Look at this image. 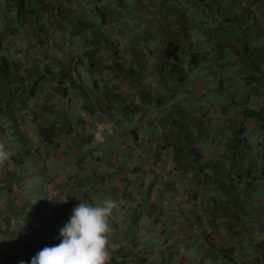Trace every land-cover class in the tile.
<instances>
[{"label": "rangeland", "instance_id": "374dc122", "mask_svg": "<svg viewBox=\"0 0 264 264\" xmlns=\"http://www.w3.org/2000/svg\"><path fill=\"white\" fill-rule=\"evenodd\" d=\"M42 1L43 0L27 1L25 3L24 12L35 10L37 13L40 9L37 15H42ZM44 1L48 8H51V6L54 5L53 0ZM62 1L74 10V12L83 14L80 17L81 22L79 19L77 20L78 16L73 15L77 21L76 24L80 25L73 26L70 22V25L68 26L70 28H68L67 34L68 41L71 42L72 45L80 47L70 51V57L65 56V53L68 55V51H65V53L51 50L41 51L47 55L51 51L50 54L53 56V59H64L65 63L57 66L58 71L60 69L63 72H69L72 80L75 81V84L79 83L86 89L89 96L87 103L91 100V110L94 112L89 114L87 113L88 115L83 114V104L80 100L82 99L80 97V92L83 88L81 89L79 87V89L75 91L74 89L71 90L69 88L71 85H68V88L70 89L69 98L65 99L64 102H61V98H59L60 96H56V99L59 98V103L55 101L54 105L51 106V108L56 111L51 116L55 117L58 122L51 121V118L48 119L47 117L49 115L45 114V112L38 114V112H34V109L32 108L26 110L27 108L22 107L19 109V118L15 119L17 127H15L14 124H5V118H0V142L5 143L6 147H10L13 153L11 158L15 157L16 160L15 162L10 159V162H8L9 164H6L1 169L2 171L0 173V188H6V193L10 198L8 199L7 196H0L2 201H4V205L2 204V207L0 205V215L1 209L2 211H8L9 213V215L8 213H5L4 216L3 214L1 215L3 216V220L1 222L5 224L9 231L7 234L2 235L5 237L8 246H12L15 251H19L20 253H24L26 251L25 248L20 246L19 240L21 237L24 236L26 240L33 241L34 235L31 233L28 235L25 229L17 232L16 225L24 218L23 226H39L41 222L39 220L41 213L39 210L45 206V202L41 196L42 191H45V187L43 185L44 181H42L41 177L37 174L36 161H42L44 156L50 155L52 148L54 152H63L64 146L68 145V140H76L72 138L73 135L78 138L82 137L83 139L90 137L89 133L92 128L91 122L94 123V121L100 119L101 114L103 116L107 115L112 117L113 123L117 124L118 127L125 128V131L127 132L129 130H138L141 128L142 119H145L148 116H154L155 120L151 124V130L155 131L159 135V138H163V135L169 134L170 136L167 137L166 141L167 144L170 143V140L173 138L177 139L178 133L174 130L162 128V121L176 117L180 118V120H186L189 116L188 109L190 110L194 107L193 102L190 101L193 100L192 97L190 100H184L183 95L177 94L182 93L183 90H189L190 92L194 90V97L199 95V106H201V109L198 108L194 113L195 116L203 115V118L206 117L207 120H210L212 115L215 113H221L224 115L225 111L228 110L229 107L224 103L227 100L226 97L220 96L221 94L226 95L224 90H231L234 95H239L244 91V93L250 98V101L247 104H252V109L256 113L261 114L264 108V80L261 82L260 86H257L259 87L260 95L253 94L246 88H244V90L242 89V91L241 88L243 82H240L237 85L235 83L232 84V82H235L233 75L236 74L238 69L242 70L244 74L248 71L247 69L250 66L249 64L252 62L251 58H249L250 54L252 55L256 52L260 57L264 58V47L258 49L260 45L264 46V0ZM72 13L73 11H71L69 15H72ZM182 15H184V18ZM83 23L87 27H85ZM209 25H212V27L210 28ZM183 26L187 28V31H184ZM192 29L193 31H191ZM169 33L174 34L171 38V43L181 46V50L185 55L184 66L182 68L189 70L188 67L191 66L192 63L190 62V55L194 54V51L200 53L201 57L204 56L203 61L200 60L202 63L196 66L192 73H185V77L191 78V83L189 82V79L186 81V78L184 83H180L179 79L182 74L180 72L178 73L179 69L175 67V64L171 62L169 63L168 60L163 61L162 57L159 58L163 52L164 42L168 39ZM189 44L191 46H189ZM253 49L256 51L254 50V52ZM85 50L87 52H85L84 55L83 51ZM191 51L194 53H191ZM246 51H248L247 54H244ZM23 55L26 60L32 59V57H34L35 61L37 60V56L33 54V50L31 49L25 50ZM40 56V58L43 57V55ZM132 56H134V58L136 57L133 61H131ZM75 59H77L78 62ZM38 62H40V59ZM67 62L68 64L70 63L72 69L70 71L66 67ZM58 63H60L59 60ZM51 64H53V66L55 65V63L51 61L49 66L43 62L37 66L35 62L31 65L26 64L19 67L24 69L26 68V70L29 68L38 69V71L42 72L47 67H51ZM119 64H127L125 78L128 82L125 81L123 77H117L118 72L116 66ZM232 64L236 69H229V66ZM70 66L68 65V67ZM76 67L78 68L77 74L73 72V69ZM54 75L55 74L51 75L50 78L54 80L50 82L47 80L49 79L48 77L41 78L37 84L38 88L36 90V94L42 95L41 92L39 93L41 89V81L46 82L44 84L45 92L49 91L51 87H53L51 88L53 90L61 88L60 81L62 78L54 77ZM211 75L215 76L212 79L213 81L218 82L219 85L222 84L224 87L222 89L218 87L216 91H207L206 88H203L204 92H199V89L203 85V79L206 82V84H204L207 87H210L209 85L211 84L208 83L209 80H211ZM24 76L25 75L23 74L22 78L31 84L32 80L27 79V77ZM121 78L123 80L117 82L118 89H121L117 95L121 97V100L123 101L122 105L127 107V109L129 108L131 112L127 114L126 111H119V106L121 104L119 99L105 105H112L113 108H110L109 106V108H103L102 110L101 101L106 100V96H108L107 92L112 91L115 81ZM153 80L156 84H150ZM158 85L161 88L160 93L158 92ZM171 85L174 88H171ZM123 86H127V88ZM168 87H170L169 94L167 91ZM2 90H4V94L8 93L9 95H12V97L17 95L16 92H13L14 90L11 87L9 88L5 86ZM99 94H105L106 96L100 99L97 98ZM1 95L2 94H0V97ZM168 95L171 98L170 103H168ZM142 96L144 97L141 98ZM127 97L134 100H129ZM38 98L40 97L36 95L33 101L37 102ZM154 98L155 102L160 104V108L165 109V111H157L154 113L150 110H146L156 106L152 102V99ZM5 100H7V96H4V100L0 101V104L8 107L5 104ZM128 100L130 103H128ZM20 102L22 103V101ZM31 102L32 99L30 101L26 99L24 106L27 104L31 107V104H29ZM231 102L232 104L233 102L240 103V101L235 98H232ZM39 103L40 101H38L35 105L40 106ZM133 106H136L138 110L136 109L137 111H134L132 108ZM35 109H37V107ZM63 109H66V113ZM240 113V110H238L235 114L236 117H239ZM83 116H86V123L88 121V124L91 125L89 126L90 129L88 126H85L84 129L75 130L74 133L70 134L71 130H73L72 126H78L75 124L78 120L76 117L81 118ZM261 116L264 117V112ZM64 120L67 121L62 123ZM253 124V121H248L247 126H245L246 129H250ZM50 127L51 129H54L56 133V143L58 145L56 148L50 146L48 147L39 142L36 138L40 129ZM212 127L213 129L210 130V132H204L205 130L196 131L190 126L184 129L185 134L189 133L193 136L191 138L193 143L191 148H193L196 143L204 140V135L209 136L213 133L210 135V139H213L216 135L215 133L220 130L221 122H214ZM68 133L71 138L68 137ZM119 136L121 137L116 138L114 141L109 143V146L111 148L115 147V150H119L121 148L119 153L121 156L124 155L126 158H121L119 161L122 162L123 159L125 163H129L137 160L133 154L138 152L139 147L136 146L131 148L130 145H127L128 143L126 141H122L124 136L122 134H119ZM253 136V140L264 142V131L254 133ZM178 139L184 141V138L180 137ZM162 141H164V139H162ZM166 144L163 143L162 145L166 146ZM257 144L258 143L254 141L250 146L255 148ZM95 145L97 147L93 146L98 149L95 151V154L99 152H103L105 154L111 153L109 148L104 144L102 145L96 143ZM86 146L83 148H85V152H88L89 148ZM44 147L47 148V153L42 155L45 150ZM60 147H63L62 150H60ZM26 148L30 149L32 155L24 153ZM39 148L41 151L39 154L42 156L37 155ZM165 149H168V146L164 147L162 151ZM155 153L154 148H152L151 144H149L145 152H143L144 157L141 162H144L135 164L137 165L136 168L138 171L134 172V174L128 178L130 182L133 181L135 183V185H132L133 187H130V196H133V199L135 197L136 198L133 203L132 200H129L131 202H128V204L124 206L125 213L130 216V213L135 212L138 207L142 208L139 205L143 204L145 205L144 209L146 211V215L148 214V216L153 217H148V221H146L147 219H145V216L140 217L137 215L138 220H141L139 226H136L135 224L137 221L136 219L134 221L131 220L130 224H127L125 227L127 230L126 234H132L131 238L127 239L126 236L122 234V240L118 242H120V248L125 246L124 249L126 251L129 249V252L131 253V261L134 264H155L154 260L157 259L158 261H161V259H163L164 264H185L181 257H176L181 253L179 256L182 257L187 254L188 259L185 258V260L190 261L188 264H200V259L202 258L201 252L205 249V251H214L216 254L213 253L212 258L209 254L208 257L212 260H216L218 264H221V256L219 255V252L225 251L226 249H242L248 252L251 257H254L257 264H264V258L262 257L263 254L258 252V244L264 238V218L260 219L256 208L252 207L250 210L258 216V219L253 220L254 222L252 221L253 226L251 228H253V232L251 228L246 229L248 231L246 232L244 230L245 223L242 222V215L246 217L252 216V212L249 210V205L253 200H255V205L260 207L258 202L264 194V177L261 176L262 172L259 173L255 169L250 170V172H246V165H243L242 167L237 166L234 158L227 157V160H225L223 156L220 158L215 157L216 160L213 162L202 157L200 162L204 171L203 173L198 172L199 177L193 178L194 170H196L199 166V163L192 164V168H189V170L192 169V171L186 172V169L183 167L185 161L181 159L179 154H176V152L173 151L176 162L171 163L172 168L178 172L190 173V175H184L187 176L186 178H179L180 175L174 173L171 177L175 179H172L168 172H164L162 170L160 159L157 160L156 158H152L159 157L157 154H159L160 151L156 154V156ZM181 153L185 154V151H181ZM250 157L252 159V156ZM19 160L25 164L23 169L19 166L20 163H17ZM255 160L256 162H260L264 165V149L262 153H260L259 157L255 156ZM11 165H14L16 171H8V168L11 167ZM126 165L127 164H122L123 167H126ZM225 166H227L228 173L226 175L218 176V174L224 171ZM48 168L50 170V167ZM206 168H211L212 171H207ZM217 168L219 171L218 174L214 173ZM237 170H241L242 172H238ZM49 174H52V172H49L48 175ZM212 174L217 180L219 178H223L219 179L218 182L213 181V179H208L212 177ZM154 177L156 178L155 181L153 180ZM159 177L168 178L170 184H174L175 186L164 187L160 183V180L158 181ZM201 177L207 179L208 182L206 180V184L203 185V188L200 184L197 186V188L201 191H198L199 194L197 202H195V200L192 201L189 198L185 199V197L183 198V201L181 197H183L185 192H190L191 187L195 188L196 183L194 182V185H192L191 181L193 180L191 179H195L198 183H200V180H202ZM238 177H240V179ZM254 177L261 179L260 184L256 189V193L250 194L249 197H245V199L238 198L239 192L245 189V185H241L240 189L238 182L240 180H243L244 182L249 181ZM220 182H224L225 185L219 184ZM226 185H230L232 187L228 186L227 188ZM49 186L53 187L52 185ZM79 188L84 191L83 187L80 186H78L76 190ZM147 189L151 191L150 197H147L144 194ZM162 189L163 191H168V197L161 194L162 192L160 190ZM175 189H177L176 193ZM122 191H124L123 187ZM22 192H24V194H22ZM114 193L116 194V196H114V202L116 205L119 201V197L115 191ZM170 193H175L174 197H171ZM21 194L23 195L22 197L25 201L22 204V206H25V210L23 212L17 211L12 203L13 198H21ZM244 194H246V192H241L242 197H244ZM93 195L89 198V201H94L92 205L99 203L103 199H110V197L107 196L109 194L102 197V192H99L98 194L95 192ZM125 197H127V195ZM158 198H161V204H164L161 209L158 205L159 203L157 202ZM238 200L241 202V213L234 208L236 203H238ZM16 204L18 205L19 203ZM178 205H183L184 209L180 208L179 210L174 211L177 209ZM117 207L118 206L116 205L113 213L118 214L122 211L117 209ZM164 207L167 211L170 210L169 208L174 209L169 212L170 220L172 221H178L180 215L183 214V222L191 230L189 235H185L183 237L185 241L184 244L178 243V241L181 240L176 242L174 236H171L172 225L166 222L164 224L166 227L164 234H160L159 241L154 239L157 235H159V233H157L158 228L160 227L159 221L163 218V216L159 217V214H161V212L163 214L167 213ZM190 208H197V211L187 212L185 210ZM11 209L12 212H9ZM144 209L142 208L140 211ZM210 216L214 220L215 228L210 227ZM53 218L54 217H52V219ZM14 219L16 221L15 224L13 223ZM134 231L135 233H133ZM132 236H134V238ZM0 237L2 236L0 235ZM11 238L14 239V244L11 243ZM37 238L38 236L35 239ZM109 238L110 241L113 240L111 232L109 233ZM2 240L0 241V244L3 242ZM226 242L231 245L227 246ZM111 247L110 251L112 250ZM123 253L125 254L126 252ZM165 253L168 258H166L167 256H164ZM189 256L191 258H189ZM191 259L194 261H191ZM225 263L227 264L228 262ZM251 263H253V260H251L248 264ZM204 264L213 263L206 262Z\"/></svg>", "mask_w": 264, "mask_h": 264}, {"label": "crops", "instance_id": "0c3cea01", "mask_svg": "<svg viewBox=\"0 0 264 264\" xmlns=\"http://www.w3.org/2000/svg\"><path fill=\"white\" fill-rule=\"evenodd\" d=\"M27 1H29V0H24V1L23 0H0V38L2 41V44L0 45V52H2V53L6 52L9 55V57L11 58V60L14 61V63L16 64V67H17V74H19V73H23L24 75L26 74V71L28 69L26 70V68L24 69L22 67H19L22 65L23 66L26 64L31 65V64L36 62V65L39 66L40 63L43 62L44 64L49 66L51 61L54 62L55 63L54 66H53V64H51V67H47L42 72L36 71V70L34 71V72H37L38 74H40L41 77H48L49 79H47V80H49V82H50V81L54 80V79L50 78L52 74H55L54 77H62V75L64 73H66L65 71L63 72L60 69L58 71V68H57L58 65H63L65 63L64 59L63 58L53 59V56L50 53H51V51H55V52L58 51V52H64V53H65V51L66 52L68 51V55L65 53V56L70 57L71 56L70 51H73L76 48L80 47V46L76 47V46L72 45V43L68 41L67 34H68V28H70V27H68L70 25V22L73 26H79L80 25V24H76L77 21L75 20L73 15L78 16L77 20L78 19L80 20V17L83 14L74 12V10H72L62 0H53L54 5L51 6V8H48L45 4V1L43 0L42 1V7H41L42 15H39V14L37 15V13H39L40 9L37 11V13L35 10H29V12H24L25 16L23 18L26 21L24 24L25 26L20 25V24H16V21H15L17 18L16 9H18V7H20V8L23 7V10H24L25 3ZM71 11H73V13H72V15L71 14L69 15V13ZM68 18H70V19H68ZM80 22H81V20H80ZM85 27H87V26H85ZM15 28L20 29L19 32H16ZM28 49L33 50V54L35 56H37L36 61L34 60V57H32V59H27V60L25 59L23 52L25 50H28ZM41 50H45V51L51 50V51L47 55L46 53H43V51H41ZM85 52H87V51L86 50L83 51L84 55H85ZM40 55H43V57L40 58L41 57ZM39 59H40V62H38ZM58 60L60 63H58ZM75 60L77 61V59H75ZM66 65H67L66 67L68 68V65H70V63L68 64V62H67ZM42 73H43V75H42ZM75 73H77L76 70H75ZM23 74L21 77H23ZM24 77H26V75ZM44 79H46V78H44ZM120 80H123V79L121 78L119 80H116L115 85L113 87V90L107 92L108 100L111 102L112 101L114 102L116 99H119L120 103H121L119 106V111L122 112V111L126 110V113L129 114L131 112V110L129 108L126 109L127 107L122 105L123 101L121 100V97L117 95V93L121 91V89H118V86H117V82ZM45 83H46L45 81H41V89H40L39 93L41 92L42 95L36 94L37 92L34 93V96L32 98V102L29 103V104H31V107L26 104L25 106H22V108H27L26 110H28L29 108H32V109H34V112H38V114L45 112V114L49 115L47 117L48 119L51 118L50 119L51 121L58 122L55 117L51 116L53 113L56 112L54 109L51 108V106H53L55 103L56 96L53 95V92H52L53 89H51L53 87H51L49 89V91H47V92L44 91V88H45L44 84ZM123 87L127 88V86H123ZM81 88H83V86H81ZM203 88H205V87L202 85L201 88L199 89V92H204ZM83 91L86 92V89L83 88ZM224 93H226V95L223 94V96H225L227 99L224 103L229 107L228 110L225 111L224 115L221 113H215L212 115L210 120H207L206 117L203 118L204 117L203 115L195 116V113H191V116L189 118V121H190L189 125L193 130H196V131L205 130L204 132H210V130L213 129L212 126H213L214 122H218V121L221 122L220 130H218L216 133L214 132L216 135L214 136L213 139H210V135L213 133H211L209 136L204 135L203 136L204 140H202L199 143H196V145L192 149L199 147L201 150H203V145H207V148H209V150H208V153L205 154L207 156L206 159H209V160L214 162L216 160L215 157L220 158L223 156L225 158V160H227V157L234 158L237 166L242 167L243 165H246V169H245L246 172H250V170L255 169L260 173L261 172V165L258 162H256L255 156L259 157L260 153L263 151L262 148H254L251 152H246L240 148H234L233 146L229 147V143L231 142L230 140H233V136H234L233 133L235 132V130L238 126V123L240 121V114H239V117H236L235 114L238 112V110L241 109V106H239V107L237 106L238 103L233 102V104H232L231 99L232 98L238 99L242 103L243 99L245 98V95L243 94V92L239 95H234L231 90H224ZM128 94H130V93H128ZM36 95L39 96L40 98H38L37 102H34L33 99L36 97ZM69 95H70V92H69ZM96 95H97V93H96ZM104 96H106V95L105 94H101V95L99 94V96H97V98L102 99ZM143 97L144 96H142L141 98H143ZM86 98H89L88 93L85 94L84 99H86ZM64 99L61 98V102H63ZM128 99L132 100V101L134 100V99H131L130 97ZM30 100H31V98L28 101H30ZM129 100H128V103H130ZM38 101H40V103H39L40 106L35 105L38 103ZM105 101L103 100L102 102H105ZM58 103H56V104H58ZM197 103L200 104V100H198ZM82 104H83V107H82L83 111L82 110H80V111H82L83 114H87V113L89 114V113L94 112L93 110H91L92 109L91 105H88V109H85V108H87V104L86 103H82ZM235 104H236V106H235ZM36 107H37V109H35ZM122 107L124 109H122ZM243 107H246V106H243ZM111 108H113V107H111ZM101 109L103 110L102 107H101ZM200 109H201V107H200ZM63 110L66 113V109H63ZM146 110H150L151 112H154V108H148ZM139 112H140V110H139ZM18 113H19V111H18ZM233 114H234V116H233ZM100 116H101L100 119H98L97 121H94V123L91 122L92 128H91V131L89 133L90 137H88L87 139H83L82 137L78 138V137H75V135H73L72 138H74L76 140H71V141L68 140V145H65L64 148L60 147V150H62V148H63V150H64L63 152H54V150L52 148L50 155L44 156L43 157L44 159L42 161H39V162L36 161L37 174L41 177L42 181H44L43 185L45 187V191H42L41 196H42L43 201L45 202V206L43 208H41V210H39L41 212L40 217H39V220L41 222H40L39 226L36 227V226L26 225V226H23L22 229L20 230V231H23L25 229L26 233L28 235H29V233L34 235L33 241L26 240L24 236H22L21 239L19 240L20 246L25 248V250H26L24 253H20L19 251H15V249L12 246H8L5 237L2 235V234H7L9 231L6 228L5 224H3L1 222L3 220L4 214L8 213V211L4 212L1 209V215L3 214V216L0 215L1 216L0 217V235L2 236V237H0L1 238L0 241L3 239L2 240L3 242L0 244V264H21V262H23V264H31L32 258L40 250H42L45 246L51 247V246L57 245L61 242V237L59 236V230L62 229L68 223L72 209L80 201L85 202V200H86L87 203L92 204V203H94V201H89V198H91L92 195L95 194V192L97 194L99 192H102V197L103 196L105 197L106 194H109L107 196L110 197V200H112L114 202V196H116L114 191L117 193V196L119 197V201L116 204L118 206L117 209L122 210V211L118 214L113 213L111 215V217L109 218V223L111 226V234H112V238H113V240L110 241V245H109V247L112 246L111 247L112 248L111 259H110L111 261H109V264H120V263L121 264H134L131 261V258H130L131 253L129 252V249H127V251H126L124 249L125 246H122L123 249H122V247L120 248V245H119L120 242H118V241L122 240L121 239L122 234H124L127 239L131 238L132 234L131 233L126 234L127 230L125 227L127 226V224H130L131 220L134 221L136 219H137V221L135 224H136V226H139V224L141 223V220L140 221L138 220L137 215H139L140 217L145 216V219H147L146 221H148V217L153 218L152 216H148V214L146 215V211L144 209L145 205H143V204L139 205V206H141L144 210L140 211L142 208L138 207L135 210V212L130 213V216H128L124 210V206L127 205L128 202H131L129 200H132V203H133L135 198H136L135 197L133 199L132 198L133 196H130V191H129V190H131L130 187H133L132 185H135V183L133 181H132L133 183L130 182L128 178L134 174L133 167L137 166L135 164L143 163L144 161L141 162L142 159H139V160L131 161L128 164L125 163V161H123V159H122V162L119 161L121 158H126V157H124V155L123 156L120 155L119 150L121 148L120 149L118 148L119 150H115V147L111 148L109 146V143L114 141L116 138L121 137V136H119V134L120 135L122 134L124 136L122 141L123 142L126 141L128 143L127 145H130L131 148L138 146L139 150H138L137 154L139 153L140 156H143V157H144L143 152H145L146 147H148L149 144L146 143L145 141L140 142V139H138V143H137L136 140H133V137H131L130 134L127 131H125V128L118 127L117 124L113 123L112 117H109L107 115L103 116L102 114ZM76 118H78V120L75 122V124H77L78 126H72L73 130H71L70 134L74 133L75 130L84 129L85 126H88V127L91 126L88 124V121L86 123V121H85L86 116H83L81 118L80 117H76ZM67 120H64L62 123L66 122ZM142 121L143 122L141 123V128L138 129V133L140 136V135H142V132H143L142 137H146L147 131L145 130L144 119H142ZM70 122H71V120H70ZM85 124H88V125H85ZM162 128L169 129L167 126L162 127ZM89 129H90V127H89ZM122 129H123V131H122ZM172 130H174L178 133L177 139L173 138L172 140H170V143H167V144L165 143L166 146H168V149H165L162 151V149L164 147H166V146H163L161 149L159 157H156V159L157 160L160 159V162L162 164V170L164 172H168V174H170V177L175 173V174L180 175L179 178H184V177L186 178L187 176H184V175L189 176L190 173L178 172L172 168V164H171L173 162H176L174 159L173 151H175L176 154H178L179 149L178 148H176L175 150H173V149L176 146H179L180 142H183L178 138L184 137L185 130L184 129H182V130L172 129ZM145 131H146V133L144 134ZM247 133L254 134L252 132L251 128L248 129ZM70 134L68 135V137L71 138ZM168 136H170V135L169 134L163 135V138H165L167 141ZM147 137H149V139L152 141L155 138V134L148 135ZM190 142L192 143L191 140H190ZM252 142H254V140H252ZM96 143L102 144V145L104 144L106 147L109 148V151H111V153L105 154L103 152H99V153L95 154L96 153L95 151L98 150L95 148V147H97L95 145ZM119 144H121V143H119ZM232 145H233V143H232ZM84 146L89 148L88 152H85V148H83ZM44 149L45 150H44L42 155L47 153V151H46L47 148L44 147ZM211 149L216 151V153L211 155V152H210ZM232 150H234V151H232ZM39 152H41L40 148L38 149L37 155H41V154H39ZM164 153H166V154H164ZM137 154H133V156L136 157ZM191 156L192 155H189V157H191ZM250 156H252V159ZM180 157L182 160H185V158H188V157H186V154L180 155ZM27 158H28V156H27ZM132 162H134V164ZM17 163H18V161H17ZM19 163H20L19 166L22 167V169H23L25 164H23L21 161ZM121 163L124 165L127 164L126 167H123ZM46 165L48 167H50V170ZM183 167H184V169H186V172L192 171V169L189 170V168H192V166L189 165L188 163L184 164ZM2 168H0V173L2 171L1 170ZM53 169H55V170H53ZM13 170L16 171L14 165H11V167L8 168V171H13ZM4 171H3V173H4ZM208 171H212V170H208ZM237 171L242 172L241 170H237ZM49 172H52V174L48 175ZM194 172H195V170H194ZM218 172L219 171L217 168L214 171V173L218 174ZM227 173H228L227 166H225L224 171H222L220 174H218V176L226 175ZM150 175H151V173H150ZM238 178L240 179V177H238ZM172 179H175V178H172ZM158 180H160V183H165V184L169 185L170 187L175 186L174 184H173L174 186L170 184V182L168 181V178L159 177ZM191 180H193V179H191ZM238 183H239L240 189H241V185H245V187H244L245 189L241 191V192H246V194H244V197L241 196V192H239V194H238V198H243V199H245V197H249L250 194H255L256 189L260 184L259 183L258 185H253V183H252V185L250 184V186H248L247 182H243L241 180ZM191 184L194 185V182L191 181ZM49 185H52L54 188L49 186ZM78 186L83 187L84 191H82L81 188H79L80 190L79 189L76 190V188ZM228 186L232 187L230 185H226L227 188H228ZM122 187L124 188V191H122ZM134 188H137V187H134ZM191 188H190V192L189 191L185 192V194L181 198L183 199L185 197V199L189 198L192 201L195 200V202H197L198 194H199L198 191H200V189L197 187H195L196 190L194 187H191ZM160 191L162 192L161 194L168 197V195H169L168 191H166V193H164L163 189ZM215 191H217V190H215ZM135 192H136V189H135ZM150 192L151 191H149V189H147V190H145L144 194L146 195L148 193L146 196L150 197L151 196ZM176 192H177V189H175V193ZM175 193H170V196L174 197ZM22 194H24V192H22ZM22 194H21V198H18V197L13 198V202H12L13 206H15V209L17 211H20V212H23L25 210V206L24 205L22 206V204L25 202L23 197H22L23 196ZM126 195H127V197H125ZM0 196H5V197L7 196L8 199H10L6 193V188L5 189L0 188ZM28 196H29V194H28ZM263 196H264V194H263ZM263 196H261L262 198L258 202V204H260V207H257L255 205V203H254L255 200H253L249 205V210L252 209V207L256 208L257 214H258V216H260V219H263V217H264V205H263L264 204V202H263L264 197ZM95 197H97V196H95ZM65 199L67 202L66 203L62 202ZM121 199L122 200L124 199V200L122 201ZM161 200H162L161 198H158V201H157L159 203V204L158 203L157 204L159 205L160 209L164 205V204H161ZM183 201H184V199H183ZM16 203H19V204L17 205ZM2 204L4 205V201H2V199L0 198L1 207L3 206ZM180 208L184 209V206L178 205L177 209H175V210L171 209V208H169V209L172 211L173 210L177 211ZM238 208H241V202L239 200H238ZM164 209H165V207H164ZM137 210H139V211H137ZM170 210L167 211L165 209V211L167 213L163 214L161 212V214H159V217L163 216V218L161 220L159 218L160 227L158 228V231H157V233H159V235H157L156 238H154V239L159 241L160 234L161 235L164 234V231L166 230V227L164 226V224L166 222V223L172 225L171 236H174V239L176 240V242L178 240H181V241H178V243L184 244L185 241H184L183 237L185 235H189L191 233V230L183 222L184 221L183 214L180 215V218L178 219V221L170 220V214H169ZM185 210L187 212L188 211L195 212V211H197V208H190V209H185ZM161 211H163V210H161ZM9 212H12V209L9 210ZM257 214H254L252 212V216H250V217H246V216L242 215V218H243L242 222L245 223L244 230L246 232H248L246 229L251 228L253 226L252 221L258 219ZM8 215H9V213H8ZM164 215H165V217H164ZM52 217H54V218L52 219ZM155 221H157V220H155ZM251 230L253 232V228H251ZM133 233H135V231ZM37 236H38V238L35 239ZM132 237L134 238V236H132ZM227 242H226L227 246L231 245L230 243H227ZM232 242H233V240H232ZM11 243L12 244L15 243L13 238H11ZM123 252H126V253L124 254ZM205 253H206V251H205V249H203L201 252L202 258L200 259L201 260L200 264H204L206 262H211V263L215 264L214 263L215 260L210 259L208 257V255ZM213 253L216 254L215 252H213ZM179 255H181V253L178 254V256H176V257H178V258L181 257L183 259V262H185V264H188V262L190 263V261L185 260V258L188 259L187 254L184 257L179 256ZM219 255L223 259V260L221 259V261H220L221 264H226L225 262H228L229 264H248L251 262V260H253V263H251V264H257L254 260V257H251L248 252H246L245 250H242V249H238V250L231 249V252L228 254L226 253V256H223L221 254V252H219ZM164 256L165 257L167 256L166 253L164 254ZM210 257L212 258V254L210 255ZM216 257H217V255H216ZM166 258H168V256ZM189 258H191V257L189 256ZM161 261H158L157 259L154 260L155 264H160V262H161V264H164L163 259H161ZM191 261H194V260L191 259ZM216 264H218V262Z\"/></svg>", "mask_w": 264, "mask_h": 264}, {"label": "trees", "instance_id": "16d2710c", "mask_svg": "<svg viewBox=\"0 0 264 264\" xmlns=\"http://www.w3.org/2000/svg\"><path fill=\"white\" fill-rule=\"evenodd\" d=\"M16 12H17V18L15 20L16 24L24 25L26 21L23 18L25 16L23 7L22 8L18 7V9H16ZM182 16L184 18V15H182ZM209 26H210V28L212 27V25H209ZM183 29H184V31H187V28L185 26H183ZM19 30L20 29L15 28L16 32H19ZM191 31H193V29ZM173 35H174L173 33H169L168 34V39L164 42L163 52L159 56V58L162 57L163 61L164 60H166V61L168 60L169 63L171 62V63L175 64V67H177L179 69L178 73L180 72L182 74V76L179 79L180 83H184L185 78H186V81L189 79V82L191 83V78L190 77H185L186 76L185 73L186 72L188 74L192 73L194 71V69L196 68V66H198L199 64L202 63V62H200V60L203 61L204 56L201 57V54L198 53L197 51H194L195 53L193 51H191V53H194V54L190 55L191 56L190 62H192V63H191V66L188 67L189 70H187L185 68H182L184 66V57H185V55L183 54V51L181 50V46H178V45H175V44L171 43V38L173 37ZM189 46H191V45L189 44ZM262 47H264V46L260 45L258 47V49H260ZM254 50L255 49H253V51ZM247 52L248 51H246L244 54H247ZM118 56H120V55H118ZM135 58H134V56H132L131 61H133ZM249 58H251V60H252V64L249 66L250 73L244 74V72H242L241 70L238 69L236 71V74L233 75L235 82H232V84L235 83L237 85L238 83L243 82L241 90L242 89L244 90V88H246V89L249 90V92L254 91L255 93H258V95H260V91H257V89L254 88V86L255 87L260 86L261 82L264 80V75H262V71L260 70V67L258 68L256 60L258 59L259 60V64L260 65L262 64L263 66H264V60H262L263 58L260 57L259 54L256 53V52L253 53L252 55L250 54ZM126 65H120L119 64V65L116 66V69H117V72H118L117 77L125 78V74L127 72ZM187 65H188V63H187ZM233 68H235L233 64L229 66V69H233ZM35 70L38 71V69H32V68L31 69L29 68L26 71L25 75H26L27 79H31L33 81L31 84H29L28 81L24 80L21 77L23 73L17 74L16 64L14 63V61L11 60L9 55L6 52H3V53L0 52V94H2L1 97H0V101L4 100V96H7V100H5V104L8 106V107H5L4 105L0 104V113H1L0 114V118H5V124H8V125L14 124L15 127H17L16 123H15L16 122L15 119L19 118L18 111H19L20 107L24 106L26 99L31 98V97L34 96V93L37 90V84L42 78L40 76V74H38L37 72H34ZM68 70L69 71L72 70L71 66L68 67ZM76 70H77V68H76ZM74 71H75V69H73V72ZM104 71H106V70H104ZM251 72L253 73V75L251 74ZM255 74H256V76H255ZM257 74H259V75H257ZM70 77H71V75L69 74V72L68 73H64L62 75V77H61L62 80L60 81L61 88L60 89H54L53 90V95L60 96L59 98H63L64 99V98L69 96L68 85H71V87H69L71 90L72 89L75 90V88L76 89L78 88L77 86H74L75 85V81L74 80L72 81V78H70ZM214 77H215L214 75H211L210 76L211 80H209V82L210 81L216 82V81L212 80ZM4 85L6 87L13 88V90H14L13 92H16L17 95L15 97H12V95H9L8 93L4 94V90H2L5 87ZM73 86H74V88H73ZM221 88H223L222 84H221ZM189 92H190L189 90H183L182 91V95L186 96L187 93H189ZM247 97H249V96L247 95ZM59 98H57L55 101H58ZM246 100H248V99H246ZM20 101H22V103ZM105 102L102 103L103 104L102 108H106L107 109V108H109L110 105H108V106H105V105L107 103L110 104L111 101L106 99ZM111 107H112V105L110 106V108ZM132 108L134 109V111L136 109L138 110V108L136 106H133ZM85 109H88V106ZM157 111L163 112L160 108L154 109V113L157 112ZM263 112H264V108H263L261 114H263ZM241 114L244 116L245 119L254 118L256 120L257 125L260 126L259 128H261V130L264 131V119H263V116H261L260 113L253 112L252 109L244 108L242 110ZM173 119L175 120V123H176V119L180 120V118H178V117L173 118ZM154 120H155L154 116H148L147 118L144 119V126H145V130L147 131L146 137H142L143 132H142V135L139 136L138 130H129L128 133L130 134L131 137H133V140H136L137 143H138V139H140V142L141 141H145L146 143L151 144L152 141L147 136L151 135V134L152 135L155 134V131L151 130V124L154 122ZM164 121L166 122L168 120H164ZM164 121H162V124H164ZM146 131L144 132V134L146 133ZM242 132L244 133V131H242V130H239V132H236V133L234 132L233 140H230L231 142L229 143V147H232V146L234 148L237 147V144L239 143V139H240V137L242 135ZM36 138L38 139L39 142L43 143L46 146H51V147H54V148L58 147V145L56 143V133H55L54 129H51V127L50 128H45V129L44 128L40 129V131H39L38 135L36 136ZM182 138H184V141L180 142L179 143L180 145L176 146L174 149H176V148L179 149V152H178L179 155H185L186 154V157H188V158H185V160H184L185 164L188 163L189 165H191V164H194V163H199V166L197 167V169L195 170V172L193 174V176H194L193 178H197V177H199L198 176V172L199 173H203V171H204V169H203V167L201 165L200 159H202V157H204L206 159L205 154L208 153L209 148H207V145H203V150H201V151H199L198 149H193L191 152H189V153H192V156L189 157V155L187 154L188 151L187 150L185 151V149H188V148L191 147L192 143L190 142V140L192 138V135L187 133ZM234 141H236V145H232V143ZM184 147H186V148H184ZM181 151H185V154H182ZM232 151H234V150H232ZM158 152H159V146L154 149L155 156H156V154ZM24 153L27 154V155H32L29 148H26ZM136 158H137V160L143 159V156H140V154L138 153L136 155ZM152 158H156V157H152ZM206 160H209V159H206ZM11 161H15L16 162L15 157L11 158ZM18 162H20V160ZM132 163L134 164V162H132ZM7 164H9V163H7ZM133 169H134L133 170L134 172L138 171V169L136 167H133ZM206 170L208 171V170H212V169L211 168H206ZM213 178H214V175H212V177H210L209 179H213ZM201 179L202 180H200V183H198L195 179H193V182H197V184H200V185L203 186V184H206V180L207 179H204L203 177H201ZM153 180L155 181L156 178L154 177ZM214 181L218 182L217 180H214ZM207 182H208V180H207ZM161 184L163 186H167V187L169 186V185H167L165 183H161ZM219 184L225 185L224 182H220ZM164 193H166V190H164ZM236 208H237V210L239 212H241V208H238L237 206H236ZM209 223L212 225L211 227L214 228V220L212 219L211 216H210V222ZM263 250H264V240H262L258 244V252L263 254L262 257L264 258ZM230 252H231V249H229L227 251H223L221 254L223 256H226V253L228 254ZM205 254H207V255L210 254L211 255V254H213V251L212 250H207ZM214 263L215 264L217 263L216 260L214 261Z\"/></svg>", "mask_w": 264, "mask_h": 264}, {"label": "clouds", "instance_id": "9594fccd", "mask_svg": "<svg viewBox=\"0 0 264 264\" xmlns=\"http://www.w3.org/2000/svg\"><path fill=\"white\" fill-rule=\"evenodd\" d=\"M1 44H2V41L0 38V45ZM97 55H98V52H97ZM111 56H112V53H111ZM262 60H264V58ZM256 61H257L258 68L260 67V70L262 71V75H264V66L262 64L261 65L259 64L258 59ZM251 64H252V62L249 65H251ZM76 68H75V70H76ZM247 70L248 71L246 72V74L250 73V68H248ZM76 72H78V71L76 70ZM74 73H75V71H74ZM251 74L253 75L252 72H251ZM257 75H259V74H257ZM255 76H256V74H255ZM123 79L128 82V80L126 78H123ZM204 83L206 84L205 80L203 79V86L207 89V91H209V90L210 91H212V90L216 91L218 87L220 89H222L221 84L219 85L218 82L210 81L208 83V84H211V85H209L210 87H207ZM150 84H156V83L153 80L152 83H150ZM75 86L78 87L77 89L75 88V91L78 90L79 87L81 88V85L79 83L75 84ZM157 87H158V92L160 93L161 88L159 85ZM171 88H174V87L171 85ZM254 88H256L257 91H259V87L254 86ZM169 90H170V87H168V89H167L168 94H169ZM251 92L253 94L258 95V93H255L254 91H251ZM193 93H194V90H192V92L187 93L186 96H183L184 100H187V99L190 100L191 97L193 98V100H190V101L193 102L194 107L190 110L188 109V111H189L188 118L186 120L176 119V123H175V120L173 118L172 119L169 118L168 121H166V122L164 121V124H162V127L167 126L169 128V130H172V129L182 130V129H186L188 126H190L189 125V123H190L189 118L191 116V113H194L195 110H197L198 108L201 107L197 103V101L200 100L199 95L194 97ZM85 94H87V93L84 92L83 90L80 92V97L82 98L80 100L82 103H86L88 106V105H90L91 100L89 101V103H87L88 98L84 99ZM177 94L182 95V93H177ZM243 94L245 95L243 102L238 103V106H241L240 112H242V110L244 108L252 109V104H249V105L247 104L250 101V98L247 97V94H245L244 92H243ZM220 96H223V94H221ZM106 97H107L106 99H108V96H106ZM32 98L33 97H31V99ZM68 98L69 97H66L65 99H68ZM29 99L30 98H28L27 100H29ZM65 99H64V101H65ZM246 99H248V100H246ZM170 100H171V98L169 96L168 103H170ZM152 102L154 105H156L154 107V109L160 108V104L155 102V98L152 99ZM102 103L103 102L101 101V107L103 106ZM256 103H257V100H256ZM243 106H246V107H243ZM161 110L165 111V109H161ZM253 112H254V110H253ZM263 119H264V117H263ZM247 120L253 121V123H254L251 127L253 133H258V132H261L263 130H261V128H259L260 126L257 125L256 120L254 118L245 119L244 116L240 113V121L238 123L239 126H237L235 133L239 132V130L244 131V133L242 132V135L239 139V143L237 144L236 148H240L246 152H251L254 149L253 147L250 146L253 143L252 138H254V136H253V134L247 133L248 129H246V127H245V126H247V123H248ZM244 122H246V123H244ZM233 135H234V133H233ZM162 139H164V141H162ZM254 141L258 143L255 148L264 149V142H259V140H254ZM163 143H166V139L165 138H159V135L155 132V138L151 142L152 148L155 149L156 147L159 146V151L161 152V149L164 146V145H162ZM233 145H236V141L233 142ZM195 149H198L199 151H201V149L199 147H196ZM186 150L188 151V153H187L188 155H192V153H189L193 150L192 148L185 149V151ZM210 152H211V155L216 153V151H214V150L212 152V149L210 150ZM12 154L13 153H12L10 147H6L5 143L0 142V168L4 167L10 161ZM157 155H160V153ZM205 157H206V155H205ZM259 164L261 165V172H262L261 176L264 177V165H262V163H260V162H259ZM222 178H219V179H222ZM214 180H217V179L214 177L213 181ZM260 180L261 179H257L254 177L253 179H251L249 181H245V182H247L248 186H250V184L252 185V183H253V185H258L260 183ZM241 181H243V180H241ZM195 183H196L195 187L199 186V184H197V182H195ZM201 187L203 188L202 185H201ZM229 194H232V193H229ZM62 202L66 203L67 201L65 199ZM236 206L238 207V203H236L234 208H236ZM115 207H116L115 202H113L110 199L102 200L99 203H95L94 205L89 204L87 202L80 201L77 204V206H75L72 209L68 223L62 229L59 230V236L61 237V242L59 244L51 246V247L45 246L42 250H40L32 258L31 264H109V261L111 259V251H110V247H109V245H110L109 233L111 232V226L109 223V218L111 217ZM236 210H237V208H236ZM13 223L14 224L16 223L15 219L13 220ZM23 225H24V218L21 219L19 221V223L16 225L17 232H19L22 229ZM211 226L212 225L210 224V227ZM211 228H213V227H211ZM214 228H215V226H214ZM234 234H236V233H234ZM263 240H264V238H263ZM227 250H229V249H226L225 251H227ZM222 252L223 251H221V253ZM21 264H23V262H21Z\"/></svg>", "mask_w": 264, "mask_h": 264}]
</instances>
